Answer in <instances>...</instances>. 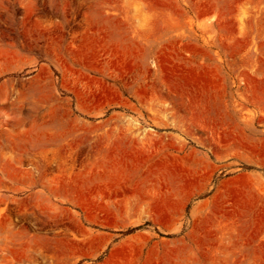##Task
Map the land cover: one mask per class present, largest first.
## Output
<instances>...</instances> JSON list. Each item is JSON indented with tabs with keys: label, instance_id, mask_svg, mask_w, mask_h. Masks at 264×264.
Instances as JSON below:
<instances>
[{
	"label": "rangeland",
	"instance_id": "1",
	"mask_svg": "<svg viewBox=\"0 0 264 264\" xmlns=\"http://www.w3.org/2000/svg\"><path fill=\"white\" fill-rule=\"evenodd\" d=\"M0 264H264V0H0Z\"/></svg>",
	"mask_w": 264,
	"mask_h": 264
}]
</instances>
